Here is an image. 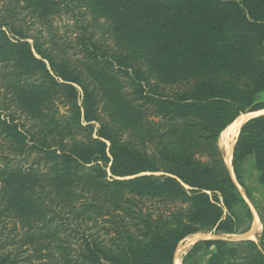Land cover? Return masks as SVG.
I'll use <instances>...</instances> for the list:
<instances>
[{"label": "trees", "instance_id": "1", "mask_svg": "<svg viewBox=\"0 0 264 264\" xmlns=\"http://www.w3.org/2000/svg\"><path fill=\"white\" fill-rule=\"evenodd\" d=\"M0 2V264H174L188 236L249 230L264 115L235 140L237 185L218 142L264 111V0ZM200 247L264 264V223L182 264Z\"/></svg>", "mask_w": 264, "mask_h": 264}, {"label": "rangeland", "instance_id": "2", "mask_svg": "<svg viewBox=\"0 0 264 264\" xmlns=\"http://www.w3.org/2000/svg\"><path fill=\"white\" fill-rule=\"evenodd\" d=\"M1 4L2 3L0 2V5ZM51 22H52L53 26L57 28L59 34H62L64 32L65 28H68L69 26H73L74 19L71 16H69V15L62 14V15H59V16L56 15V16L52 17V21ZM68 34L71 35L72 37L75 36L73 31H72V33H71V31H69ZM81 100H82V95H81V93H79L78 105L81 104ZM29 124L30 123L27 122L26 126L29 125ZM94 127H95V130H94V133H93V138H96L95 133H96L97 125H94ZM221 140L219 138L218 144H219V148H220V150L222 152V142H221ZM231 160H232V158H231ZM243 166H244V172H245L244 173L245 177L243 175V180H244L245 185L247 186V188L249 189V192L251 194V201H249L244 196V193H243L241 187L239 185H237V183L235 182L231 170H230V173L232 175V178H233L235 184L237 185L238 190L241 192L242 196L245 198L247 204L249 205V208H250L251 213H252V223H253L254 215H256V217H257L258 223L260 225L259 226L260 231H259L257 236L252 241L258 243L259 238H260L261 233H262V231H261L262 225L264 223V186L259 185L258 182H257V174L254 171L253 163H252L251 159H247L244 162ZM248 175H250V176H248ZM251 226H252V224H251ZM251 226H250V228H249V230L247 232L250 231ZM247 232H245V233H247ZM244 234H242V235H244ZM204 235H207V237L203 238V239H200V240H229V241L251 240V239H246V238L245 239L244 238H238V237H240L242 235H213V234H204ZM200 240H198V241H200ZM190 247H187L185 249V251H182L179 254L178 257H179V260H180V264H182V258L187 254V252L189 251ZM25 249L28 251V253H31V250H29L28 247L25 248ZM212 251H213V248L200 247L197 250L198 253L192 257V260H191V262L189 264H204L206 258L208 257L209 254L212 253Z\"/></svg>", "mask_w": 264, "mask_h": 264}, {"label": "bare ground", "instance_id": "3", "mask_svg": "<svg viewBox=\"0 0 264 264\" xmlns=\"http://www.w3.org/2000/svg\"><path fill=\"white\" fill-rule=\"evenodd\" d=\"M262 114H264V111H260L257 113L243 114V115L239 116L230 126H228L222 132V134L220 136V140L222 139L221 140L222 150L224 149V151H226V156L224 157V162L227 165V167H230L232 147L234 145L235 138L237 137L241 126L250 118H253L255 116H259ZM259 226L260 225L258 223L257 217H256V215H254V219H253V223H252L250 231L245 233L244 235L238 237V238H244V239L246 238V239L253 240L260 231ZM261 231H262V229H261ZM206 237H207V235L197 233V234L188 236L186 239H184L178 245V248H177L175 256H174V264H180V260H179L178 256L182 251H185V249L187 247H190L191 245L195 244L198 240L206 238Z\"/></svg>", "mask_w": 264, "mask_h": 264}, {"label": "water", "instance_id": "4", "mask_svg": "<svg viewBox=\"0 0 264 264\" xmlns=\"http://www.w3.org/2000/svg\"><path fill=\"white\" fill-rule=\"evenodd\" d=\"M262 115H264V114H262ZM256 117V116H255ZM251 119V118H250ZM239 133V132H238ZM236 139V138H235ZM234 143H235V141H234ZM234 146V145H233ZM232 151H233V147H232ZM222 155H223V160H224V157L226 156V151H224V149L222 150ZM231 158H232V152H231ZM227 166V165H226ZM229 168V170H231V172H232V169H231V164H230V167H228ZM232 175H233V173H232ZM234 178V177H233ZM201 241H203V240H201Z\"/></svg>", "mask_w": 264, "mask_h": 264}]
</instances>
